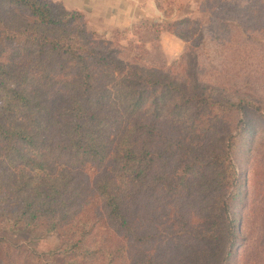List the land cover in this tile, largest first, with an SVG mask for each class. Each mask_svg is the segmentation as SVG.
<instances>
[{"label": "trees", "instance_id": "1", "mask_svg": "<svg viewBox=\"0 0 264 264\" xmlns=\"http://www.w3.org/2000/svg\"><path fill=\"white\" fill-rule=\"evenodd\" d=\"M2 3L27 9L46 30L0 59V94L11 97L0 98V187L22 203L17 221L57 230L61 244L48 255H62L64 264H233L239 232L220 181L236 137L221 115L246 113L249 104L189 96L176 79L119 62L96 49L84 27L64 21L68 12L60 7L41 0ZM167 32L184 42L181 33ZM25 58L33 59L39 78L23 77L24 86L12 88L6 79L25 71ZM113 67L123 74L116 92L120 122L102 136L96 120L108 103L102 86L112 80ZM31 136L41 140L35 152L27 151ZM233 175L235 198L241 179ZM171 204L184 232L175 228L168 237L159 228ZM42 254L0 236V264H44Z\"/></svg>", "mask_w": 264, "mask_h": 264}, {"label": "rangeland", "instance_id": "2", "mask_svg": "<svg viewBox=\"0 0 264 264\" xmlns=\"http://www.w3.org/2000/svg\"><path fill=\"white\" fill-rule=\"evenodd\" d=\"M41 1L50 7L64 9L57 3L58 0ZM154 1L165 18L156 23V17L150 12L146 23L136 25L133 28L136 29L135 33L130 32L129 36L120 37V31L110 32L108 24H102L99 10L84 14L66 10L68 16L64 21L71 22L72 26L84 27L93 40V46L111 54L119 62L180 81L189 96L198 93L209 101L249 104L245 107L246 113L239 114L235 109L230 110L228 115H221L226 131L236 138L230 150L232 164L226 165L220 182L224 188L223 194L230 195L232 215L229 218H234L239 232V245L232 254L233 264H264V0ZM143 2L140 0L139 3L144 5ZM149 4L154 10L152 0H149ZM0 18L3 21L0 24V59L7 57L9 48L14 50L32 38L46 34L45 29L35 25V17L27 9L14 4L5 5L2 0ZM182 20L185 22L180 24ZM66 26L69 25L66 23ZM168 29L181 33L184 42L181 43L175 36L169 37ZM32 60L25 58L28 64L25 71H17L6 79L12 88H22L26 83L23 77L31 80L39 78L37 73H32L36 71ZM4 77L0 71V79ZM121 78L123 74L120 75V70L114 68L112 80L102 86L108 94V103L102 110L101 119L96 120L103 128L102 136L104 132L111 136L120 122V95L116 92H120ZM26 89L29 90L28 87ZM147 92H151V96L155 95L153 90L148 89ZM0 98L4 102L11 97L7 98L2 93ZM203 128L201 126L202 131ZM24 135L30 137L27 133H18L17 137ZM31 138L32 142L25 139L31 148L27 151L35 152L34 148L38 147L41 140L34 136ZM4 144L2 140L0 146ZM57 149L52 151L50 160L56 158ZM180 153L183 158L185 152ZM207 155L198 161L199 165L209 160ZM190 158L188 156L182 162ZM85 172L93 175L95 171L87 168ZM233 172H238L241 179V192L235 198L231 197ZM117 185L120 188L119 180ZM8 195L7 189L0 187V236L12 246L23 245L43 253L44 264H64L62 255H48L61 244L58 231L46 222L33 227L26 224V219L17 221L22 203L15 198L9 199ZM167 210L165 220L162 218L167 224L159 228L160 232L163 229V234L168 237L175 228L184 232L182 218L176 216L179 213L175 205H169ZM196 219L201 220L193 217V220ZM225 252L224 248L221 255ZM7 262L11 264L10 260Z\"/></svg>", "mask_w": 264, "mask_h": 264}, {"label": "crops", "instance_id": "3", "mask_svg": "<svg viewBox=\"0 0 264 264\" xmlns=\"http://www.w3.org/2000/svg\"><path fill=\"white\" fill-rule=\"evenodd\" d=\"M140 0H58L57 3L67 11H76L80 13H90L93 10H99L102 24H108L110 32H124L125 36L134 32V27L141 22L147 21L149 16L156 17V23L164 19V13L157 6L156 1L152 0L154 10L149 7V0H144L141 5ZM146 2V3H145ZM156 4V5H155ZM151 12V15H150ZM108 13V14H107ZM104 16L107 18L105 19ZM109 16V18H108ZM110 19V20H108ZM161 19V20H160ZM161 28V27H160ZM159 28V29H160ZM162 31V30H161ZM163 32H160V34ZM169 34V37L174 35ZM124 36V37H125ZM160 37V36H159ZM177 37V36H175ZM178 38V37H177ZM176 38V39H177ZM182 43V40L178 38Z\"/></svg>", "mask_w": 264, "mask_h": 264}]
</instances>
